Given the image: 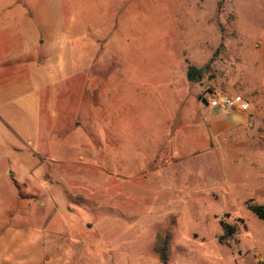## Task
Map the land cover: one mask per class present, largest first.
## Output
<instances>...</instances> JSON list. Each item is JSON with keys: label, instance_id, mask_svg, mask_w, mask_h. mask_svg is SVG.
<instances>
[{"label": "rangeland", "instance_id": "obj_1", "mask_svg": "<svg viewBox=\"0 0 264 264\" xmlns=\"http://www.w3.org/2000/svg\"><path fill=\"white\" fill-rule=\"evenodd\" d=\"M0 62V264H264V0H0Z\"/></svg>", "mask_w": 264, "mask_h": 264}, {"label": "trees", "instance_id": "obj_2", "mask_svg": "<svg viewBox=\"0 0 264 264\" xmlns=\"http://www.w3.org/2000/svg\"><path fill=\"white\" fill-rule=\"evenodd\" d=\"M202 70H199L195 68L194 66L189 65L187 70V80L190 82L197 81ZM246 208L260 221L264 223V205H258L255 204L252 200H248L246 203ZM220 226L227 234V236H231L233 234V229L227 225H225L223 222H220ZM170 235L166 236H157L156 242H155V252L158 254L159 260L161 264H166L169 258V241H170Z\"/></svg>", "mask_w": 264, "mask_h": 264}, {"label": "crops", "instance_id": "obj_3", "mask_svg": "<svg viewBox=\"0 0 264 264\" xmlns=\"http://www.w3.org/2000/svg\"><path fill=\"white\" fill-rule=\"evenodd\" d=\"M14 15V14H13ZM23 42V39H21ZM31 42V41H30ZM31 48L30 44L23 49L29 50ZM15 61V57L13 58V62ZM2 62H0L1 64ZM10 69H3L0 66V83H4V85L0 86V95L6 96L5 98L13 99L14 90L17 89L16 86L13 84L15 81H11L13 77L16 80V75L11 76L9 74ZM16 72V71H12ZM10 75V76H9ZM10 99V100H11ZM17 227L15 225H6L5 229L0 232V253L3 251L11 252L16 247L17 242L21 237L16 233ZM45 249H48V245L45 244Z\"/></svg>", "mask_w": 264, "mask_h": 264}, {"label": "built area", "instance_id": "obj_4", "mask_svg": "<svg viewBox=\"0 0 264 264\" xmlns=\"http://www.w3.org/2000/svg\"><path fill=\"white\" fill-rule=\"evenodd\" d=\"M209 107L213 109H218L222 112L228 111H238V112H247L250 108V104L245 100L241 95L233 96H211L209 97L208 102L206 101ZM257 264H262L258 262Z\"/></svg>", "mask_w": 264, "mask_h": 264}, {"label": "water", "instance_id": "obj_5", "mask_svg": "<svg viewBox=\"0 0 264 264\" xmlns=\"http://www.w3.org/2000/svg\"><path fill=\"white\" fill-rule=\"evenodd\" d=\"M205 70H203V72H204Z\"/></svg>", "mask_w": 264, "mask_h": 264}]
</instances>
